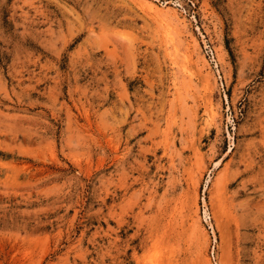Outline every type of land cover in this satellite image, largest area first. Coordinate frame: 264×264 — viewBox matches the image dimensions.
Listing matches in <instances>:
<instances>
[{
	"label": "rangeland",
	"instance_id": "obj_1",
	"mask_svg": "<svg viewBox=\"0 0 264 264\" xmlns=\"http://www.w3.org/2000/svg\"><path fill=\"white\" fill-rule=\"evenodd\" d=\"M0 264H264V0H0Z\"/></svg>",
	"mask_w": 264,
	"mask_h": 264
},
{
	"label": "bare ground",
	"instance_id": "obj_2",
	"mask_svg": "<svg viewBox=\"0 0 264 264\" xmlns=\"http://www.w3.org/2000/svg\"><path fill=\"white\" fill-rule=\"evenodd\" d=\"M149 1V0H148ZM146 2V1H145ZM148 3V2H147ZM153 3V2H152ZM155 4V3H154ZM163 4V3H162ZM152 5V4H151ZM156 5V4H155ZM161 5V4H160ZM159 5V6H160ZM155 6H153V8H154ZM151 8V7H150ZM165 8H167V7H165ZM157 8L155 7V10H156ZM158 9H160V10H158V11H161L162 12V10H161V8L159 7ZM152 10V9H151ZM164 10V9H163ZM156 13V12H155ZM159 13V12H158Z\"/></svg>",
	"mask_w": 264,
	"mask_h": 264
}]
</instances>
